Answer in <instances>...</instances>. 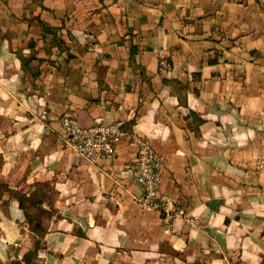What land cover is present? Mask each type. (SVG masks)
I'll return each mask as SVG.
<instances>
[{"label": "crops", "instance_id": "0c3cea01", "mask_svg": "<svg viewBox=\"0 0 264 264\" xmlns=\"http://www.w3.org/2000/svg\"><path fill=\"white\" fill-rule=\"evenodd\" d=\"M66 115L123 121L115 157L68 150ZM140 138L200 226L137 205ZM0 184V264H25L22 190L34 264H264V0H0Z\"/></svg>", "mask_w": 264, "mask_h": 264}, {"label": "built area", "instance_id": "2783aa9c", "mask_svg": "<svg viewBox=\"0 0 264 264\" xmlns=\"http://www.w3.org/2000/svg\"><path fill=\"white\" fill-rule=\"evenodd\" d=\"M169 69L166 59L160 62V70ZM43 117L46 112H43ZM64 142L72 153L97 164L101 160L112 159L117 147L125 137V123H105L96 121L89 128L79 125L72 115H66L62 121ZM138 152L135 160L122 170L123 177H130L143 188L139 203L147 210L160 215L166 229L172 230L177 220L200 226L188 216L185 206L162 189L163 159L156 153L151 143L140 138L136 142Z\"/></svg>", "mask_w": 264, "mask_h": 264}, {"label": "rangeland", "instance_id": "374dc122", "mask_svg": "<svg viewBox=\"0 0 264 264\" xmlns=\"http://www.w3.org/2000/svg\"><path fill=\"white\" fill-rule=\"evenodd\" d=\"M46 112V116L43 117L42 114L43 112L41 113L40 115V119L42 120H45L48 118V115L49 113L47 111H44ZM120 176L123 177L122 175V172L120 173ZM2 182V181H1ZM3 190H5V192H3ZM4 194H7V195H10V196H13V193H11L9 190H8V186H5V184H0V201H1V198L3 196V193ZM16 198L19 199H22L23 202H24V206H21L22 208L25 207V209H27L29 211V214L31 215V218L29 219L28 221V224H29V232H30V237H29V246H28V249H27V252L22 260V262H24L25 264H27L26 262H28V264H34V262L37 260V258H39V251L43 250L44 248V244H43V241H44V238H45V234H46V229H44V227L42 226V222H41V219L45 216V210L43 209H39V204L41 202V200L39 199L40 197H35L32 196V194L30 192H25L22 190L21 193H17L16 195ZM32 196V197H31ZM43 195L41 196V199H43ZM139 198V197H138ZM138 198L136 199L135 202H137V205L140 206V208L144 211H147V212H153V211H149L147 209H145L138 201ZM21 205V203H20ZM156 213V212H155ZM30 220L33 221L34 223H39L41 226H42V229H43V232H41L39 229L36 231H33V228L35 226H32L31 227V224H30ZM162 221V220H161ZM166 231H171V230H168L166 229ZM7 264H18L17 262H10V263H7ZM173 264V263H172Z\"/></svg>", "mask_w": 264, "mask_h": 264}, {"label": "trees", "instance_id": "16d2710c", "mask_svg": "<svg viewBox=\"0 0 264 264\" xmlns=\"http://www.w3.org/2000/svg\"><path fill=\"white\" fill-rule=\"evenodd\" d=\"M20 203H21V206H24V202L22 199H20ZM30 224H31V227L34 226L35 224L33 231L37 232V230L39 229L41 232H43L42 226L39 223H36V222L34 223L33 221L30 220ZM26 263L28 264V262Z\"/></svg>", "mask_w": 264, "mask_h": 264}]
</instances>
